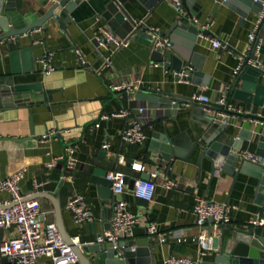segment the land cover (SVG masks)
<instances>
[{
    "label": "crops",
    "instance_id": "0c3cea01",
    "mask_svg": "<svg viewBox=\"0 0 264 264\" xmlns=\"http://www.w3.org/2000/svg\"><path fill=\"white\" fill-rule=\"evenodd\" d=\"M55 1L17 0V9L22 15L37 20L36 14L44 16ZM210 1L204 7L200 19L194 18L193 22H189L186 16L182 18L176 14L166 0H161L152 10H147L137 0H130L126 5L133 20L143 21L148 28L165 32L177 18H180L181 23H197L207 27L208 33L204 37L199 36L195 47L198 62L202 63L205 75L198 78V81L203 82L208 78L209 82L202 87L174 80L172 72L167 73L161 65L150 63L148 52L140 45L129 46L113 55L110 50L95 46L92 40L103 24L96 18L97 11L88 0L75 11L74 20L67 25L69 34L53 20L49 21L46 32L38 29L34 32L35 42H42L35 44V57L39 59L48 52L52 53L56 71L49 75L43 74L36 63L35 74L15 77V80L42 83L52 95V100L48 105L0 111V179L19 170H26L21 190L24 193L36 192L43 230L47 225L55 224L62 235L58 225L60 220L63 232L80 244H92L99 235L106 232L105 226L111 224L113 204L117 199L114 197L104 207L101 206L97 186L91 182L95 169L120 171L127 176L128 183L132 179L141 178L142 173L150 175L153 171H159L157 178H151L155 185L152 201L135 198L129 189L122 196L128 203L129 210L138 216L140 222L129 240L149 237L147 228L151 224L156 226L157 233L152 237L161 243L157 250L156 264H164V259L168 256H189L199 260L200 251L196 245L177 242L182 234L192 237L201 232L193 214L197 197L236 207L231 212L230 225L253 227L250 222L262 216L264 205L258 201V180L255 178L239 175L234 179L225 173H217L212 177L206 161L202 169L193 163L180 161L169 169L166 162L151 161L152 155L148 149L152 132H164L167 129L170 136L185 133L194 140L197 138V131L203 132L204 128L191 120L193 105L181 107L174 117L148 129V140L144 145L127 147L121 144V133L127 124L124 118H111L100 122L99 128L95 127L101 115H111L125 108H131L135 116L146 122L160 116H172L170 110L148 109L146 95L141 92H136L131 97L126 93L116 96L111 92L114 84H143L147 88L188 97L204 94L212 103H216L227 88L232 87L241 56L249 45L248 35L254 29L258 16L250 13L248 18H243L237 4L214 8L215 1ZM208 38L218 39L225 47L214 48ZM78 49L85 58V65L80 64L76 54ZM110 56L113 60L112 68L106 67V59ZM260 60L264 64V43H261ZM1 61L6 67L2 69L0 66V73L3 70L9 73V60ZM237 104V101L232 102L234 106ZM139 108H145L141 115ZM31 119L36 137L62 131V141L57 138L42 141L32 139ZM236 122L237 119L228 128V132L234 137L243 127H248V121L238 125ZM219 124H214L208 134ZM105 142L110 144L108 150L103 149ZM65 143H71L75 150V168H68L65 161H58L53 167H48L54 157L64 155ZM256 149L255 142H244L242 153H256ZM120 154L126 159L123 164L119 162ZM195 160L192 159V162ZM133 164L145 166L146 171H134ZM166 180L174 181L176 187L172 190L165 189ZM36 185L39 187L36 188ZM76 194L85 196L87 206L95 216L94 222L83 225L74 222L67 204ZM7 197L6 194H0V200ZM56 205L61 209L59 218ZM210 227L208 224L205 228L207 230ZM257 229L260 234L264 233V227ZM218 234L219 231L214 229L213 235ZM16 235L15 228L0 229V245ZM67 235H62L66 242ZM202 260H206V257ZM0 264L9 263L0 258ZM40 264L53 263L42 258Z\"/></svg>",
    "mask_w": 264,
    "mask_h": 264
},
{
    "label": "water",
    "instance_id": "95a60500",
    "mask_svg": "<svg viewBox=\"0 0 264 264\" xmlns=\"http://www.w3.org/2000/svg\"><path fill=\"white\" fill-rule=\"evenodd\" d=\"M86 0H56L48 12L42 16L36 14L37 20L22 15L17 9V0H0V61L8 59L10 72L3 70L0 73V111L10 109H25L48 105L52 95L40 82L16 81L15 77L36 73L35 39L34 31L41 29L46 32L49 21L55 24L65 33L69 34L67 25L74 20L75 11ZM95 7L96 18L103 24L97 30L92 43L100 47V41L107 43L102 30L112 34L115 38L127 39L132 45L142 46L149 54L152 65H161L167 73L180 72L191 67L193 71L188 77V82L194 86L202 87L209 84L208 78L199 82L198 78L204 75L202 63L198 62V54L195 47L200 34H207L200 24L181 23L180 18L174 22L167 31H159L156 35L148 32L145 23L133 20L126 9L130 0H88ZM147 10H152L161 0H137ZM214 8L220 5L231 7L237 4V9L243 18L249 14L261 15L264 13V0H214ZM184 14L189 22L194 18L200 19L204 7L210 4V0H182ZM184 16V17H183ZM168 37L170 48H156L159 39ZM100 38V41L98 40ZM264 43V15L259 23L257 40L254 48ZM254 48L243 62L240 73L235 76L232 84L229 103L237 101V106L243 107L249 112H231L237 119L236 125L248 121V127H243L234 137L228 132L231 125L220 123L211 133L208 130L217 124L216 114L224 107L216 103H201L185 95L147 88L143 84L137 86L135 93L146 95L148 109L170 110L172 116H160L153 121L146 122L144 132L154 128L156 124L165 123L174 117L181 107L187 104L194 106L192 121L204 128L203 132L197 131V138L190 139L185 133L170 136L167 129L164 132L154 131L150 134L149 153L151 161L168 163L170 169L177 161L193 163L202 169L204 161L209 164L211 176L217 173H225L236 179L239 175H246L258 180L257 197L264 205V165L253 164L240 155L244 142H255L256 154L264 157V76L260 69L248 65L250 59H255ZM122 50V49H120ZM118 50L117 52H119ZM0 66L5 69V63ZM113 93V92H112ZM125 91L113 93L124 94ZM49 108V107H48ZM207 111L213 112L208 113ZM256 121L257 123H254ZM31 136L37 141L57 138L62 141V131L50 136L36 137L31 119ZM223 137V138H221ZM221 138V139H220ZM72 144L65 143V150ZM192 159H196L192 162ZM107 171L95 169L91 182L97 186L100 204L104 207L115 196L112 191V181L106 179ZM141 179L150 180L148 173H142ZM136 179H132L128 189L133 192ZM121 200L122 196H117ZM59 218L61 209L56 205ZM58 225L62 235H67ZM111 224L105 226L109 231ZM213 226L207 228L210 235ZM218 236L213 237L212 250L206 252V260L200 264H264V233L260 234L257 227L221 225ZM153 236V235H152ZM151 235L142 240H129L120 236L117 243H93L83 247L77 246L70 236H65L67 243L73 247L78 255L80 264H156L158 248L161 243L156 242ZM66 241V240H65Z\"/></svg>",
    "mask_w": 264,
    "mask_h": 264
},
{
    "label": "built area",
    "instance_id": "2783aa9c",
    "mask_svg": "<svg viewBox=\"0 0 264 264\" xmlns=\"http://www.w3.org/2000/svg\"><path fill=\"white\" fill-rule=\"evenodd\" d=\"M176 14H184L182 0H166ZM264 13L258 16L254 29L248 35L249 45L246 52L241 56V62L235 71V75L240 73L243 66V62L247 54L253 50L257 40V31L259 23L263 18ZM197 22V20H196ZM143 23V21H140ZM204 31H207L206 26H202ZM41 31V29H38ZM36 31V30H35ZM34 31V32H35ZM160 30L157 28H148V32L156 35ZM103 35L106 37L107 43L101 42L100 47L111 51V55L115 54L118 50L128 48L130 42L127 39L120 40L115 38L109 32L102 30ZM205 34H200V37H204ZM209 39V38H208ZM212 46L219 49L223 44L216 38L209 39ZM41 41H36L35 44H40ZM170 48L169 38L159 39L156 44V48ZM261 43L254 48L255 59H250L248 65L251 67H257L260 69L264 76V64L260 60ZM76 54L80 60L81 65H85L86 61L78 49ZM43 74H52L56 71V67L53 64V54L48 52L41 58L36 60ZM112 57L106 59V67L112 68ZM193 71V68L188 67L180 72L173 74L174 80L177 82H188V77ZM138 85L132 83L126 84H114L111 86V92L119 93L125 91L128 96L135 94ZM232 88L222 94V96L216 101V104L224 107L223 110L216 114V122L222 124H233L236 117L231 112L245 113L249 112L243 107L234 106L229 103L231 97ZM193 100H197L201 103H210L211 100L204 94H195L192 97ZM145 112V108H139L140 115ZM111 118H124L127 120V124L121 133V144L123 146H135L144 145L148 136L143 130V126L146 121L141 117L135 116L131 108H125L111 115L103 114L100 116L99 123L96 124V128L100 127V122L109 121ZM254 123H257L254 121ZM55 132L51 133L53 135ZM110 144L105 142L103 149L108 150ZM241 157L245 160L257 164L264 165V157L253 152L245 151L241 154ZM58 161H65L68 168H75L77 159L75 157V150L73 147H68L65 150L64 155L54 157L48 164V167H53ZM126 159L123 155H119V162L125 163ZM132 169L139 173L145 172V166L141 164H133ZM26 170H19L11 176L0 179V194H6L8 197L4 200H0V229L15 228L17 235L0 245V258H4L9 264H40L42 258L51 260L53 264H80L78 255L73 250V247L68 244L55 224H49L43 230V225L40 220V202L36 197V192L24 193L21 190V182L25 178ZM160 175L159 171H153L150 174V180H143L141 178L136 179L134 185L133 196L137 199L150 202L154 198L155 185L151 182V178H157ZM106 179L112 181V191L115 197L123 196L128 189L129 183L127 176L120 171L107 172ZM39 185H36L38 188ZM176 187V183L171 180L164 182V188L172 190ZM236 207L229 206L226 203L218 202L213 199H207L204 197H197L193 206V214L196 217L197 226L201 229V232L196 236H182L177 238L179 244H194L200 251V258L194 259L189 256L176 257L168 256L164 259V264H200L206 252L212 250L213 237L218 235H210L206 230L208 224L212 225L214 229L219 230V226L228 225L231 221V212ZM67 209L71 212L74 222L77 225H83L86 223H92L95 221L93 212L88 208L85 196L83 194H76L67 204ZM111 219V229L104 232L96 238L94 243H117L120 236H124L127 239L132 238L134 235V229L139 225V218L136 214L129 210L128 203L121 199L116 200L113 204ZM250 225L253 227H264V212L261 217L256 220H252ZM214 231V230H213ZM149 235H155L157 228L151 224L147 228ZM80 248L88 244H80L77 240H72ZM164 240H162L163 242ZM93 244V243H92Z\"/></svg>",
    "mask_w": 264,
    "mask_h": 264
}]
</instances>
